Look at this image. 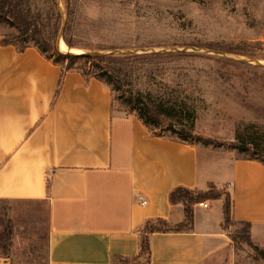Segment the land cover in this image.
I'll return each mask as SVG.
<instances>
[{
	"label": "crops",
	"instance_id": "1",
	"mask_svg": "<svg viewBox=\"0 0 264 264\" xmlns=\"http://www.w3.org/2000/svg\"><path fill=\"white\" fill-rule=\"evenodd\" d=\"M5 34L0 25V199L47 202V264L138 256L148 220H186L184 202L170 200L177 187L222 194L195 204L191 228L150 233L148 264H237L225 198L231 220L250 223L264 247L263 162L154 134L114 108L107 82L35 44H4Z\"/></svg>",
	"mask_w": 264,
	"mask_h": 264
},
{
	"label": "rangeland",
	"instance_id": "2",
	"mask_svg": "<svg viewBox=\"0 0 264 264\" xmlns=\"http://www.w3.org/2000/svg\"><path fill=\"white\" fill-rule=\"evenodd\" d=\"M17 1L21 21L42 31L54 59L62 42L79 53L111 56L92 74L108 82L116 110L142 114L152 133L212 152L249 157L247 143L255 141V155L264 159V0ZM0 25L13 43H34L13 24ZM146 108L159 110L158 122L145 117ZM224 226L234 262L264 264L240 223ZM48 238L46 201L0 199V256L12 264H47Z\"/></svg>",
	"mask_w": 264,
	"mask_h": 264
},
{
	"label": "trees",
	"instance_id": "3",
	"mask_svg": "<svg viewBox=\"0 0 264 264\" xmlns=\"http://www.w3.org/2000/svg\"><path fill=\"white\" fill-rule=\"evenodd\" d=\"M21 9H22V3H19L17 0H0V22H7L11 23L20 31V36L22 38H25V40H29L31 38L34 43H28L29 44H35L40 48V50L46 54V46L45 42L43 40V33L41 30L36 28V26L32 23H29L27 21H21ZM19 21V22H17ZM16 23V25L14 24ZM27 38V39H26ZM4 44H12L13 42L4 38L2 41ZM25 45V46H26ZM22 48L24 46H21ZM48 57H52L48 54H46ZM110 55H96L91 53H59L58 58L54 59L56 62L62 64V59L65 62L68 60L67 68H77L81 70L86 75H93L96 76L102 80H104L102 75H96L92 74V68L99 66V62L104 61L105 59H110ZM78 64H81L83 66H80ZM107 82L106 80H104ZM108 83V82H107ZM143 114L145 117H150L154 119L155 121H159L160 112L159 110H151V109H144ZM141 118L145 122V118L141 114ZM146 123V122H145ZM248 147L245 150H251L254 155L246 157L250 159H257L264 163V159L261 158L259 155H255L259 150V144L255 141H248ZM213 190H209L207 192H197L195 193L193 190L185 188V187H177L174 189L170 194V200L173 204H178L180 202H189V205H186L185 211H186V220L178 223L175 228H172L170 223L165 219H157V220H148L144 226L143 229V236L141 240V250L138 256L136 257H120L121 264H140L139 259L145 258V263L148 264L150 261V243H149V234L152 232H161V231H168V230H182L185 227L191 228L193 225V205L190 206V204L193 203H199L201 201H204L209 198H219L222 192L214 194L212 192ZM225 209V224H229L231 220L230 216V200L229 198L226 199L224 204ZM158 223V225H154L155 223ZM244 227V232H240L241 234H244L246 236V239L248 242H250L252 245H254L256 250H260V253H264V247H260L253 243L251 239V224L250 223H240ZM239 235V233H238ZM234 237H237L235 235ZM262 258V257H261Z\"/></svg>",
	"mask_w": 264,
	"mask_h": 264
},
{
	"label": "built area",
	"instance_id": "4",
	"mask_svg": "<svg viewBox=\"0 0 264 264\" xmlns=\"http://www.w3.org/2000/svg\"><path fill=\"white\" fill-rule=\"evenodd\" d=\"M137 199L141 205H146L148 202L143 195H138ZM199 204L204 208H208L210 205L208 201H201Z\"/></svg>",
	"mask_w": 264,
	"mask_h": 264
},
{
	"label": "bare ground",
	"instance_id": "5",
	"mask_svg": "<svg viewBox=\"0 0 264 264\" xmlns=\"http://www.w3.org/2000/svg\"><path fill=\"white\" fill-rule=\"evenodd\" d=\"M59 48L62 50V51H71L73 53H76V54H79V52H77V50L75 49H69L67 44L62 42L61 44H59Z\"/></svg>",
	"mask_w": 264,
	"mask_h": 264
},
{
	"label": "water",
	"instance_id": "6",
	"mask_svg": "<svg viewBox=\"0 0 264 264\" xmlns=\"http://www.w3.org/2000/svg\"><path fill=\"white\" fill-rule=\"evenodd\" d=\"M58 50L61 52V53H64L58 46ZM68 53H72V52H68ZM73 54V53H72ZM92 54V53H91ZM96 55H100V54H96Z\"/></svg>",
	"mask_w": 264,
	"mask_h": 264
}]
</instances>
